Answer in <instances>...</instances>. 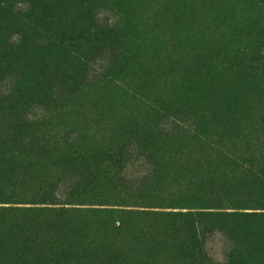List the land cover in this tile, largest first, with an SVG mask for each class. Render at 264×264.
<instances>
[{"label": "rangeland", "instance_id": "374dc122", "mask_svg": "<svg viewBox=\"0 0 264 264\" xmlns=\"http://www.w3.org/2000/svg\"><path fill=\"white\" fill-rule=\"evenodd\" d=\"M27 1L0 0V264H264L176 217L264 213V0Z\"/></svg>", "mask_w": 264, "mask_h": 264}, {"label": "trees", "instance_id": "16d2710c", "mask_svg": "<svg viewBox=\"0 0 264 264\" xmlns=\"http://www.w3.org/2000/svg\"><path fill=\"white\" fill-rule=\"evenodd\" d=\"M27 4L29 6L26 11L29 12L30 9L34 11L37 10L39 1L28 0ZM78 164L81 165V163ZM12 168L17 173V171H21L24 167L20 163H17ZM261 175L260 178L255 177L254 180L262 189L264 198V174ZM204 209L209 208L204 207ZM176 217L178 222L182 224L183 233L187 236L188 240L193 241L195 244V240L198 241L205 232L217 230L224 233L227 237L234 239L240 238L247 241L249 247L264 245V213L260 211L248 212L245 210H235L229 212L226 209H220V211L184 212L179 213ZM200 226L204 228L202 231L199 229ZM193 248L198 250V244L196 246L194 245ZM203 258L205 259L204 255ZM207 264L211 263L207 261Z\"/></svg>", "mask_w": 264, "mask_h": 264}]
</instances>
